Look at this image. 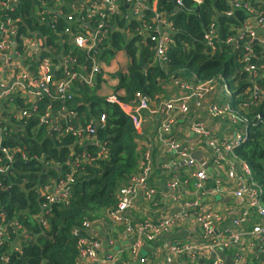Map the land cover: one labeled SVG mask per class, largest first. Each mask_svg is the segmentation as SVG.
Returning a JSON list of instances; mask_svg holds the SVG:
<instances>
[{
    "label": "trees",
    "instance_id": "trees-1",
    "mask_svg": "<svg viewBox=\"0 0 264 264\" xmlns=\"http://www.w3.org/2000/svg\"><path fill=\"white\" fill-rule=\"evenodd\" d=\"M86 1L17 0L13 11H0V20L7 17L16 20L19 26L16 40L21 53L25 49L23 37L42 40L43 48L29 60V70L33 73H38L44 61L50 60L57 65L56 57L60 56L75 58L76 71H81L83 66L90 67L92 58L106 65L120 50L127 51L129 57L127 73L112 74L117 80V85L112 87L115 100L99 95L106 84L105 74H101L93 86L77 81L72 100L61 101L52 89V97L42 96L38 101V112L32 113L30 118L17 122L16 118L6 115L10 123L2 121L0 166L8 169L0 173V211L5 214L3 225L10 239L0 246V264H78L77 241L72 229L84 222L96 225L107 218L118 204L119 190L141 173L139 162L144 157L137 145L139 134L132 119L122 109L135 110L139 95L149 100L150 107L158 109L171 93L179 92L181 86L207 85L214 88L208 96L210 101L225 103L229 99L221 98L219 89L227 87L233 95L232 107L238 108L239 114L247 117L250 124L249 140L237 149L236 155L249 164L264 202V118H260L264 115V79L245 71V46L239 50L227 44L230 38L238 37L247 15L237 11L234 19L226 17L225 13L231 11L228 0H201V3L182 0L181 6L177 0H158V13L168 18L174 32L167 60L160 63L157 44L152 40L154 34L146 30L147 26L153 25L155 15L151 11L128 22L126 18L112 16L110 24L126 30L121 33L119 29L109 28V42H105L100 48L105 50L98 55L71 44L72 37L85 32L79 25L82 18L88 21ZM244 2H250L254 11L264 13V2ZM51 4L62 5V15L49 13L46 22H42L36 17V10H46ZM70 6H76L78 10L73 11ZM121 9L127 14L125 5ZM80 10L85 12L80 14ZM67 15H73L77 22H67ZM100 23L102 20L98 17L91 18L92 28ZM207 33L213 34L214 49L205 40ZM254 52L257 58L251 64L264 67L263 50L254 47ZM260 73H264V68ZM63 77V70L55 73L57 80ZM255 79L262 93L250 109L244 108L250 99L247 88ZM14 101L19 107L16 113L31 105L20 95ZM192 105L191 102L192 114L197 118L198 112ZM63 113L69 116L65 117ZM46 114L57 117L54 121H58V130L51 128L52 119L47 123L40 122ZM102 116L106 118L103 122ZM96 122V134L90 138L96 139L97 143L89 139L82 142L74 132H64L72 128L87 133L85 130ZM17 124L21 127L16 130L13 125ZM6 149L21 150L12 163L5 157ZM67 175L74 178L69 202L51 204L46 216L47 226L43 227L40 216L47 201L44 187L53 188ZM16 223L22 227L21 234L15 232ZM17 247L20 250L14 251ZM255 255L251 257L257 261ZM6 258L8 263H4Z\"/></svg>",
    "mask_w": 264,
    "mask_h": 264
},
{
    "label": "built area",
    "instance_id": "built-area-1",
    "mask_svg": "<svg viewBox=\"0 0 264 264\" xmlns=\"http://www.w3.org/2000/svg\"><path fill=\"white\" fill-rule=\"evenodd\" d=\"M152 1L87 0L85 5L87 6L88 21H84V18H82L79 25L85 32L72 37L69 42L75 45L77 49L98 55L105 50L104 48L100 49L105 42H109L110 29L108 25H110L109 19L112 16L119 19L126 18L128 22L131 18L139 19L146 11H151L155 15L153 25L147 26L146 30L154 34L152 40L157 44V59L160 63H164L167 60V52L172 44L171 37L174 32L168 18L164 14L158 13V2ZM194 1L201 3V0ZM259 1L264 2V0ZM228 3L231 6V11L225 13L227 17L234 19L236 17L235 13L240 11L247 15V19L242 22V29L237 33L238 37L235 39L230 38L227 44L236 46L239 50L241 46H245L246 54L243 58L246 63L245 71L251 76L256 75L258 79H264V73H260V70L264 67L251 64L257 58L254 47H258L264 52V13L254 11L250 6V2H244V0H228ZM17 4V0H0V11H13ZM177 4L181 6L182 0H177ZM122 5L127 7V14L121 9ZM62 9V5L51 4L47 5L46 10H36L35 15L42 22H46L47 14L61 16ZM70 9L77 11L78 7L70 6ZM84 12L85 10H80V14ZM96 17L102 20V23L96 28H92L91 18ZM65 18L70 24L77 22L73 15H67ZM18 31L19 26L16 20H12L10 17L0 20V68L5 67L6 72L13 75L10 88H13L12 83H14L15 93L27 99L31 104L28 109H20L17 113L18 116H21V118H18L20 121L30 118L32 113L38 112V101L42 96H51L52 89L61 101L67 102L75 96V83L77 81L80 80L89 86H93L98 75L106 74V65L97 62L96 58H92L90 67L83 66L80 67L81 71H76L74 70L77 64L76 59L69 56L56 57L57 65H54L55 63L50 60L44 61L40 65L38 73H33L29 70V60L43 48V42L42 40L23 37L22 41L25 49L24 53H21L20 44L16 40ZM205 40L212 49L215 48L213 34L207 33ZM47 50L49 49L47 48ZM59 70H63L64 77L57 80L55 73ZM252 84H254L253 87ZM222 88L221 90L226 93L223 94L220 91L221 98H228L229 102H214L209 107L206 106V103L210 101L208 96L214 90L213 87L184 85L181 86L179 92L175 93L174 99L166 100L165 104L158 109L150 107L149 100L142 95H139L140 101L135 110L122 108L132 119L135 127L142 123L145 113L157 117L160 136H166L168 132L172 131L176 121L184 118L189 133L200 140L198 143L206 152L210 167L218 175L216 180L213 181L206 170L191 159L196 143L182 147L174 137L171 138L165 152L166 154H177L180 159L182 158L186 162L189 160L187 162L189 176L183 181L176 178L170 180L167 186L170 193L165 194L164 198L169 202V208L166 206L168 209L157 217H150L147 218L148 220L140 222L136 220L131 212L135 205L134 201L140 194H143L147 200L153 202L158 195L156 190L149 188L152 177V164L150 155L145 156L140 169L141 173L132 177L129 183L119 190L117 194L118 204L107 215V222L110 227L113 229L123 228L124 239L130 242L127 251L134 258H137L138 264H180L176 261L178 257H187L192 261L206 262V264H229L217 255L218 252L223 253L225 256L231 253V264H247V260L251 258L249 254L252 253L255 247L259 249L258 256L264 254L263 193L257 188L253 180L249 164L236 155L237 149L244 146L249 140V120L239 114L238 108L232 107V92L227 87ZM11 92L13 93V89ZM246 92L250 94V99L243 107L250 109L252 103L262 93L256 79L253 82L251 81V87L247 88ZM109 98L115 100L113 96ZM1 100L2 94H0V102ZM191 102L195 110L206 109L212 119L218 120L226 117L231 124L220 123L216 125L222 129L219 132L216 130L218 133L215 134L202 121H198V117L193 116L190 107ZM64 116L68 117L69 115L65 114ZM52 117L46 114L41 117L40 122L47 123ZM260 118L263 117L260 116ZM105 119V116L101 117L102 122ZM3 120L5 119L0 115V134L3 133L1 129ZM218 121L222 122L221 120ZM231 126H234V128L230 129ZM97 127L96 122L85 130L87 133L72 128H67L64 132H74L78 139H89L94 143L96 139L90 137L96 134ZM51 128L58 130V121L53 125L51 124ZM185 136L187 138L188 135ZM20 151V149L4 150L8 162L12 163L15 155ZM7 169V166L3 167L1 165L0 173L6 172ZM163 169L166 170V168ZM221 174H223L222 177ZM223 178L225 182L222 181ZM191 181L194 189L192 193L187 190ZM210 181L215 183L214 189L208 188ZM73 182V176L67 175L65 180L60 181L53 188L44 187L47 201L44 204V212L40 216L43 227L47 226L46 216L49 214L50 210L48 209L51 204L69 202L70 185ZM211 194L230 196L238 201L240 205L228 209L225 214H221L214 208L207 207L206 202H203L206 196ZM191 196H197V199L189 201ZM4 220L5 214L0 211V246L4 244L6 239H10L7 229L3 225ZM224 221L231 222L233 227L220 230ZM95 226L89 222H84L81 226L72 229V235L77 241L78 264H86L87 262L92 264H120L119 254L108 255L100 259L101 242L85 234L94 230ZM15 227V232L20 233L22 230L21 225L16 223ZM179 230L185 231L187 237L184 241L168 243L165 246L163 259V251L159 248L148 251L149 253L146 256H140L145 243L156 244L162 235H171ZM256 239L258 243H255ZM13 250L19 251L20 249L17 247ZM214 254L215 257H213ZM8 261V258H6L4 263H8ZM134 261L136 262V260Z\"/></svg>",
    "mask_w": 264,
    "mask_h": 264
},
{
    "label": "crops",
    "instance_id": "crops-1",
    "mask_svg": "<svg viewBox=\"0 0 264 264\" xmlns=\"http://www.w3.org/2000/svg\"><path fill=\"white\" fill-rule=\"evenodd\" d=\"M153 2H158V0H153ZM109 28H112L113 30H117L119 28L116 24L115 26L113 24L108 25ZM120 30V29H119ZM122 30V29H121ZM120 30V31H121ZM126 30V29H125ZM123 33V32H121ZM258 46V45H256ZM128 64H129V57L128 53L125 50H120L115 52L113 57L109 59V63L106 64V70L114 71L113 73H109L108 76L105 74V83L103 86V89L107 86V92L105 95L100 93V96L103 97H111L112 94V87H115L117 85V80L113 78L112 74H115L116 72H123V69H126L127 73L128 71ZM123 68V69H122ZM0 94H2V100L0 102V115L5 119L4 122H9L10 120L7 119V116H12L13 118H16V121L19 122L20 120L18 118H21V116H18L16 112V109L19 108L16 104L14 99L16 98L17 93H15L14 90V83H12L13 86V93L11 92L12 89L10 88V84L12 82L13 75L6 72L5 67L0 68ZM175 93H171V96H168L167 100L174 99ZM215 101H208L206 103V106L209 107L210 105L214 104ZM198 112V121H202L212 132L215 134L218 133L221 129L217 127L216 125L220 123H226L231 124L226 117L225 120L222 122L215 121V119H212L210 113L207 112L206 109L203 110H197ZM7 115V116H6ZM21 115V113H20ZM180 118V117H179ZM177 118V119H179ZM52 125L55 124L57 117L54 119L51 118ZM158 118L155 116H151L150 114H144L142 118V126L137 127L136 130L138 131V140L137 145L141 149V154L143 153V157L150 155L151 164H152V177L149 182V188L156 190L158 192L157 197L152 201H149L146 199V197L143 194H140L137 199L134 201V207L132 209V214L136 218V220H146L147 218H154L157 217L160 213H162L164 210L166 211L169 208V202H167L165 198V194L170 193V190H168V183L172 179H178V180H184L189 176V169L187 168V162L184 161L182 158L180 159L177 154H166L165 150L168 147V144L170 143L169 140L171 138H175L177 142H180V144L183 146H187V144H194L196 143V146L194 150L192 151V154L195 152L201 151L202 152V159L205 162L206 167H204L203 164L199 160H194L197 162V164L201 165L203 169L206 170L207 174L210 176L211 179L216 180L218 175L214 171L212 167H210V162H208V157L206 156V152H204V149L201 147V144L198 143L200 140L196 137H193L192 134L189 133L187 128V122L183 118V120L176 121L175 125L173 126V129L171 132H168L166 136H160L158 129H159V122L157 120ZM15 126V129L20 128L21 125H13ZM234 128V126H231L230 129ZM52 129L50 128V131ZM218 130V132L216 131ZM188 135L187 138L185 135ZM225 136V135H224ZM82 142H85V140ZM93 143V142H92ZM163 147V148H162ZM139 149V150H140ZM143 161L141 160L139 162V168L142 166ZM163 168H166L164 171ZM221 177L223 174L220 175ZM223 182H225L224 178L222 179ZM208 188L214 189L215 183L212 181L209 182ZM187 190L192 193L194 191L193 189V182L191 181L189 183V187ZM195 193V192H194ZM197 199V196H191L189 201H195ZM203 202H206L207 207L214 208L216 211L220 212L221 214H225V212L228 209L237 207L240 205L238 201H236L234 198L224 195V194H211L206 196ZM168 208H167V207ZM172 206V204H171ZM177 207V206H175ZM174 207V208H175ZM175 210V209H174ZM173 210V211H174ZM233 226L231 222L224 221L221 225L220 230L224 229H231ZM89 237L96 238L101 242V253H100V259H103L107 257L108 255H115L119 254L120 264H138L137 258H134L131 254L128 253L127 247L129 246L130 242L126 239H124L123 235V228L117 227L116 229H113L108 225L107 218L102 220L100 223L96 224L94 227V230L88 232L86 234ZM187 235L185 234V231L179 230L176 232H173L170 234H164L162 235L156 244H148L145 243L142 247V250L140 252V256H146L149 252L156 248H159L163 251L162 259L164 257V250L165 246H167L168 243H174L178 241H184ZM252 241V240H250ZM255 243H258L257 239L255 240ZM257 247L254 248L252 253L249 254V256L254 255L258 257V262L253 259H248L247 264H264V260L260 259V256H258ZM231 253H229L226 257H230ZM136 260V262L134 261ZM176 261H178L180 264H206V262L201 261H192L190 258L187 257H178L176 258ZM86 264H92L91 262H87ZM100 264V263H98Z\"/></svg>",
    "mask_w": 264,
    "mask_h": 264
},
{
    "label": "water",
    "instance_id": "water-1",
    "mask_svg": "<svg viewBox=\"0 0 264 264\" xmlns=\"http://www.w3.org/2000/svg\"><path fill=\"white\" fill-rule=\"evenodd\" d=\"M124 31H125V30L123 29V30H121L120 32H124ZM262 117L264 118V115H263ZM191 159L199 160V161L201 162V164H203L204 167H206L205 162H204L203 159H202V152H201V151H198V152H195L194 154H192V155H191ZM188 161H189V160H188ZM188 161H187V162H188ZM257 251H258V249H257ZM217 255H218L220 258L226 260L227 263L231 264V258H230V257H226V256H225L223 253H221V252H218ZM213 257H215V254L213 255ZM260 259H261V260H264V254H261V255H260Z\"/></svg>",
    "mask_w": 264,
    "mask_h": 264
},
{
    "label": "rangeland",
    "instance_id": "rangeland-1",
    "mask_svg": "<svg viewBox=\"0 0 264 264\" xmlns=\"http://www.w3.org/2000/svg\"><path fill=\"white\" fill-rule=\"evenodd\" d=\"M226 16V15H225ZM227 17V16H226ZM123 69V68H122ZM126 69H123V72H126L125 71ZM114 71H109V72H107V70H106V74L109 76L110 74L109 73H113ZM120 72H122V71H120ZM104 80H106L105 78H104ZM222 84H224V83H222ZM223 89V88H222ZM108 90H107V86L100 92V93H102L103 95H105L106 94V92H107ZM219 91H222V93L223 94H225L226 92L224 91V90H221V89H219ZM143 125V123H141L139 126H142ZM138 126V127H139ZM84 141V140H83ZM163 148V147H162Z\"/></svg>",
    "mask_w": 264,
    "mask_h": 264
}]
</instances>
